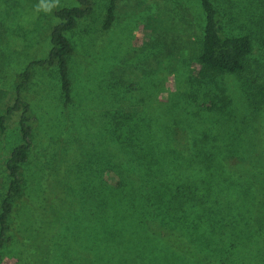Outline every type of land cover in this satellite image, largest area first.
<instances>
[{"label":"rangeland","instance_id":"obj_1","mask_svg":"<svg viewBox=\"0 0 264 264\" xmlns=\"http://www.w3.org/2000/svg\"><path fill=\"white\" fill-rule=\"evenodd\" d=\"M38 2L0 0L2 107L15 102L26 67L48 56L52 29L60 22L56 11L79 5L59 0L45 13L36 11ZM92 2V14L67 32L73 101L65 104L57 64L34 66L22 90L33 144L0 264H196L158 238V225L167 235L176 229L192 247H204L213 261L264 264L254 222L264 193V106L256 111L239 75L226 74L220 84L232 98L228 114L195 113L197 103L187 97L203 43L199 1L119 0L109 29L103 24L110 0ZM215 2L229 35H251L246 75L264 81V0ZM162 12L175 28L158 26L147 38L156 21L163 26L165 16L156 20ZM20 117V110L13 112L0 133V213L10 183L6 164L22 141ZM121 124L137 131L126 135L144 147V169L112 136L119 137ZM151 146L161 159H151ZM109 168L124 176L120 187L108 184L106 193L100 176ZM205 173L206 180L228 185L223 229L200 225L193 207L175 217L167 212L177 190L192 191L190 183ZM158 188L166 192L162 201Z\"/></svg>","mask_w":264,"mask_h":264},{"label":"trees","instance_id":"obj_2","mask_svg":"<svg viewBox=\"0 0 264 264\" xmlns=\"http://www.w3.org/2000/svg\"><path fill=\"white\" fill-rule=\"evenodd\" d=\"M198 1L205 17L203 43L198 56L197 67L192 71L190 76L189 81H191V84L187 97L188 100L191 101L192 98L197 103L199 109L195 113L228 114V110L232 104V98L226 94L225 89L220 84V77L226 74L239 75L241 89L245 93L246 100L256 111L261 110L262 106H264V81L261 82L256 78L253 79L246 75L247 71H249L248 57L253 50L251 35H229L224 27L215 0ZM78 2V6L63 7L56 11V16L60 19V22L53 27L51 32L52 47L50 52L46 58L32 61L21 73V81L16 87L17 94L13 104L2 107L5 90L0 89V133L4 134L7 131L8 120L13 112L18 110L21 111L19 124L22 133V141L13 148L6 164L10 183L8 192L1 203L0 261L2 259L1 250L10 238L12 230L11 219L15 216L18 200L23 195V168L29 159L33 144V127L30 123L31 118L29 117L30 105L24 100L22 90L27 87L32 77V68L34 66H53L57 64L65 104L73 101L72 80L69 76L68 66V58L73 52V46L67 37V32L77 26L79 19L90 16L94 10L92 0H78ZM118 3L119 0H110L103 24L104 29H109L115 21ZM162 15L166 17L163 26L156 21L153 29L148 28L149 30L146 31L147 38H149L150 34L157 33L158 26L162 28L170 27L169 29H165V31L175 28L176 22L171 20L169 13H158L156 20L157 17ZM120 130L119 137L114 136V134L112 136L121 143L128 156L130 155V158L137 160L138 168L144 169L141 165L144 155H140L144 147L138 141L133 144L131 138L126 135V133H130L133 137L137 134V131L135 129L130 130V127L123 124L120 125ZM138 140L140 141V138ZM150 151H152L150 153L152 160H155V158L161 159L158 157V152L155 154L152 146ZM120 176L123 178V171L120 170L117 174L111 168L101 174L100 185L105 187L106 193H109V190L112 189V186L108 187V184L115 187L121 186ZM141 176L144 177V175ZM207 176L208 174L205 173L201 176L199 182H191L190 184L193 187L192 191L191 187L189 190H177L175 196L174 192L171 191L176 198V202H174L172 208L170 206L168 207L167 212L168 214L172 213L175 217L176 215H180L181 212H187L189 208L193 207V210L198 212L200 225L209 223L210 226L213 225V228L223 229L224 224L222 221L227 220L228 206H226V195L228 185H225L222 181L213 179L212 183L206 180ZM158 190L157 193L160 195L158 201H162L166 192L162 188H158ZM119 197L127 198L128 195L125 196L122 193ZM254 222L259 229L264 252V193L259 198V204L255 210ZM180 223L184 224L182 219ZM162 227V225H158L157 227L159 235H163V237L160 235L161 237L158 238L162 241L166 239L169 243L172 242V248L178 250L185 257L191 258L196 264H225L216 260L213 261V256L207 250H204V247L200 246L197 249L190 246L184 241L185 238L176 229L172 228L171 235H167L168 232H165ZM150 235L154 237L153 234L150 233ZM108 237L115 239L111 233H109Z\"/></svg>","mask_w":264,"mask_h":264},{"label":"clouds","instance_id":"obj_3","mask_svg":"<svg viewBox=\"0 0 264 264\" xmlns=\"http://www.w3.org/2000/svg\"><path fill=\"white\" fill-rule=\"evenodd\" d=\"M59 6V0H39L36 5V11H43L45 13L52 12L53 9Z\"/></svg>","mask_w":264,"mask_h":264}]
</instances>
